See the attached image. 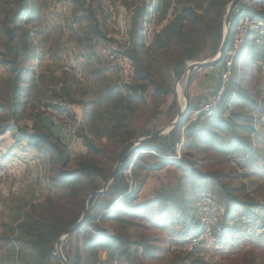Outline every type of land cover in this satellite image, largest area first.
<instances>
[{"label": "rangeland", "instance_id": "1", "mask_svg": "<svg viewBox=\"0 0 264 264\" xmlns=\"http://www.w3.org/2000/svg\"><path fill=\"white\" fill-rule=\"evenodd\" d=\"M104 1L55 0L54 3L53 0H40L41 16L27 25L40 30L45 41L42 43L43 53H37L28 63L33 71V79L22 86L30 92V96L21 99L22 103L14 117L6 118L9 129L0 133V167L6 174L4 179H0V264H23V258L27 259L26 250L14 241L15 234L11 231L19 214L32 204L43 202L46 198H56L63 191L61 185L51 183L50 177L55 170L49 166V155L29 147L16 130H30L35 114L51 120L43 113L44 107L49 104L50 95L55 99H63L70 108L66 120L54 117V123L62 129L58 136L73 159L65 170L72 169L78 160L85 159L98 163L108 172L122 150L104 135L112 105L96 101L98 104L88 107L85 102L97 100L100 94L105 93L107 85H116V91H120V86L130 81V73L115 66L108 54L114 48H122L127 44L131 10L140 0H107L114 7L113 14L107 11ZM145 1H151L157 27L171 18L177 3V0H170L171 5L163 14V1ZM222 1L225 3L223 19L232 0ZM258 1L240 0L236 6L260 11L256 8ZM13 4L14 0H0V102L6 89L5 81L10 77L9 66L2 62L6 58L2 22L10 14ZM90 17L96 20L107 40L91 34L88 39H84L86 31L89 32L87 25ZM224 29L222 21V36ZM255 37L254 34L247 36L245 51L249 53V60L238 62L241 85L250 99V102L243 104L244 110L252 116L255 128L254 134L250 135L251 151L227 148L222 155L212 150L197 152L193 156L198 170L202 173H218L226 188H233L231 190L240 198V203L230 200L228 207L223 188L210 176L183 174L181 169L173 165L149 171L142 169L140 177L143 183L135 200L141 206L137 215L118 225L109 222H103L102 225L109 229V233H126L131 240L141 241L142 247L148 244L151 248L129 260L116 257L114 264H264V33L258 39ZM255 39L257 43H254ZM249 48L254 49L251 51ZM212 57L211 47L206 43L198 61ZM225 71L221 64H209L194 69L189 74L191 82L188 83L185 67L180 74L179 84L175 83L177 76L169 72L171 79L168 83L172 93L166 96H154L151 87H147L145 102L135 107L131 125L137 136L131 141L136 140L139 133L167 127L188 101L196 108L205 106L214 94L218 77L222 82L227 80L229 70L226 78L222 77ZM164 84H167V80ZM172 99L175 100L173 106L170 105ZM233 107L232 103L228 104L221 114L226 116ZM193 114H190L188 121L194 118ZM54 126L51 125V128L55 132L57 129ZM78 134L86 136L105 155L87 154ZM137 146L133 145L122 161L125 158L126 161H134L138 154L144 156L143 168L156 161L147 156L149 150H138ZM176 153L175 158H178L180 150L177 149ZM124 173L130 178L129 168ZM104 184L100 182V185ZM178 184L183 185V191L176 194ZM181 198L185 202L179 208ZM256 203L258 205H252ZM251 206L254 210L248 209ZM197 223L210 226L211 234H207L201 244L190 250L172 248L173 244L195 232ZM63 242L64 239L60 247ZM65 249L71 254L72 244L67 243ZM99 255L102 259L106 258L103 251ZM46 264L62 262L58 257H50Z\"/></svg>", "mask_w": 264, "mask_h": 264}, {"label": "trees", "instance_id": "2", "mask_svg": "<svg viewBox=\"0 0 264 264\" xmlns=\"http://www.w3.org/2000/svg\"><path fill=\"white\" fill-rule=\"evenodd\" d=\"M160 1H163V14H165L171 1ZM224 6L222 0H177L171 18L154 34L149 44L144 42L141 28L145 14L149 11L153 12L151 1L140 0L131 10L127 32L128 47L125 51L132 63L130 81L119 85L122 87L120 91H116L118 88L116 85H107L105 93L100 94L97 100L85 102V106L88 107L97 102L112 105L108 107L110 116L104 127V135L115 143L117 148H124V155L121 154V162L106 189L98 195L89 197L87 210L80 224L64 238L61 251L66 258V264H114L116 257L129 260L151 248L148 244L142 247L141 241L131 240L126 233L119 231L109 233V229L102 225L103 222L118 225L137 215V210L141 206L135 200L143 183L140 177L142 169L149 171L165 165H173L181 169L183 174L210 176L223 188L228 207L230 200L233 203H240V198H237L231 190L233 188H226L218 173L200 172L193 156L197 152L212 150L222 155L227 148L243 152L251 151L250 135L254 134L255 128L252 116L244 110L243 104L250 102V99L241 85L238 62L245 63L249 60V53L245 51L247 36L254 34L258 39L260 37L258 33L250 32L245 36L233 57L227 80L222 82L220 76L218 77L214 94L221 86L223 90L210 113L200 111L188 121L191 113L201 109L194 107L188 101L182 118L174 127L165 134L146 138L137 146L138 150H149L147 156L154 158L155 162L143 168L144 156L141 154H138L134 161H126V158L122 161L132 147L126 144L137 136L133 133L131 124L135 107L145 102L144 93L147 87H151L154 96H166L172 93L168 83L171 79L169 72L177 77L180 76L188 61L199 60L206 43L211 47V55L214 56L218 52L222 40ZM40 11V0H14L10 14L6 15L2 22L5 31L3 37L6 39L3 43L6 58L2 62L9 66L10 77L5 81L6 89L0 102L1 134L9 129L6 118L14 117L22 103L21 99L30 96V92L24 90L22 85L31 83L33 79V71L28 63L34 55L43 53L42 43L45 38L40 30L27 25L41 16ZM243 16L264 20V11H256L248 7L242 9L240 6H235L231 10L224 50L218 61L213 63L214 65L221 64L226 69L225 59L231 46L234 29ZM89 19L87 25L89 32L86 31L84 39H88V35L91 34L107 40L105 33L97 26L96 20H92L91 17ZM256 39L254 43H257ZM253 49L249 48L251 51ZM165 80H167L166 85ZM190 82L189 76L188 83ZM230 103L234 107L223 116L222 111L228 108ZM170 105H175L174 99ZM34 116L36 118L31 129L16 128L17 135L22 137L29 147L49 155V166L55 170L50 177L51 183L61 185L63 191L56 198H46L43 202L30 205L19 214L11 231L15 234L14 241L27 252V259L23 258V264H46L48 258H57L54 252L56 240L78 221L86 195L90 191L102 189L103 185H100V182L107 181L117 160L113 162L108 172H105L98 163L85 159L78 160L72 169L65 170L73 159L65 143L51 128L55 123L49 118L40 117L39 114ZM42 120L45 123L41 122ZM46 120H48L47 124ZM150 133L138 135L144 137ZM225 136L227 139H224ZM78 137L87 154L105 155V152L98 149L86 136L78 134ZM177 149L180 150V154L175 158ZM128 168L130 178L124 173ZM182 191L183 185L178 184L175 193L179 194ZM184 202V198H181L178 207L182 208ZM248 209L254 210L253 207ZM198 226L197 223L195 227ZM67 243L73 246L71 254L65 249ZM100 251L106 253L105 259L100 257Z\"/></svg>", "mask_w": 264, "mask_h": 264}, {"label": "built area", "instance_id": "3", "mask_svg": "<svg viewBox=\"0 0 264 264\" xmlns=\"http://www.w3.org/2000/svg\"><path fill=\"white\" fill-rule=\"evenodd\" d=\"M55 3V0H53ZM104 5L107 8V11L110 14L114 13V7L110 4L109 1H104ZM257 9H260V11H264V0H259L257 2ZM252 9V8H251ZM255 10V9H254ZM257 11V10H256ZM153 13L151 11L147 12L145 16L142 19V28L141 33L143 36V40L146 44H149L156 32L159 31L160 27L156 26V22L154 20ZM258 33L262 34L264 33V20L257 17H250V16H243L238 24L235 27V33H233V39L231 42V46L227 52V56L225 59V68L226 71L223 73L222 77L223 79L227 76V71L229 70L233 57L235 56L237 50L241 46L245 36L250 33ZM128 47L127 44L122 48H114L111 50L108 54L109 60L117 66L121 71L132 73V63L130 59L125 54V51ZM179 81H176L175 83L179 84ZM223 86L219 88L217 93L213 94L211 99L208 101L205 106H203L200 110L194 111L193 116L195 117L200 111H204L206 113H210L211 108H213L218 99L220 94L222 93ZM49 104H46V106L43 109V113L51 118V121L55 122V118L57 119H65L68 117V112L70 111L69 106L67 103L64 102L63 99L58 98L55 99L52 95L49 96ZM55 117V118H54ZM6 177L5 171L3 168L0 167V179H4ZM211 227L207 224H199L197 230L193 232L192 234L186 236L181 242H177L176 244H173L172 248L179 250V251H187L192 249L193 247L198 246L202 243L206 235L211 234Z\"/></svg>", "mask_w": 264, "mask_h": 264}, {"label": "water", "instance_id": "4", "mask_svg": "<svg viewBox=\"0 0 264 264\" xmlns=\"http://www.w3.org/2000/svg\"><path fill=\"white\" fill-rule=\"evenodd\" d=\"M240 0H232L230 3H229V6L225 12V15H224V18H223V24L225 26V29H224V32H223V36H222V40H221V43H220V46H219V49H218V52L209 60H203V61H194L192 63H190L189 65L186 66V72H187V75H186V80L188 81V78H189V74L194 70V69H197V68H200V67H205L209 64H213L215 62L218 61V59L220 58L223 50H224V44H225V41H226V37H227V32H228V28H229V13L230 11L238 4ZM180 79V76H178L176 78V81H179ZM183 96L185 97L186 96V86L184 88V91H183ZM186 105H187V102L184 104V107L182 110H179L177 112V115L176 117L170 122V124L167 126V127H163V128H159L153 132H151L150 134L144 136V137H139L137 138L136 140H133V141H130L128 142L127 145H133L134 146H137L139 145L141 142H143L146 138H149V137H152V136H157V135H160V134H163V133H166L168 132L172 127H174L178 121L182 118L183 116V113L185 111V108H186ZM123 149L121 150L118 158H117V161L115 163V166L112 170V172L109 174V177L107 179V181L105 182V184L103 185L102 189L100 190H97V191H90L86 197H85V200H84V204H83V210H82V214L80 216V218L78 219V221L72 226L70 227L69 229H67L57 240H56V243L54 245V248L56 250V256L59 258V260L62 262V264H66V258L64 257V255L62 254V251H61V247H60V241L62 239H64L67 235H69L70 233H72L74 231V229L76 227H78V225L80 224L81 220L83 219V216L87 210V203H88V199L89 197L91 196H95V195H98L99 193L103 192L107 185L110 183V181L112 180L113 176H114V173L116 171V169L118 168L120 162H121V154L123 152Z\"/></svg>", "mask_w": 264, "mask_h": 264}, {"label": "crops", "instance_id": "5", "mask_svg": "<svg viewBox=\"0 0 264 264\" xmlns=\"http://www.w3.org/2000/svg\"><path fill=\"white\" fill-rule=\"evenodd\" d=\"M54 128L57 129L55 131V134L60 136L61 135L60 133L62 131L61 127L59 125L57 126V124H55ZM5 160H8V159H5Z\"/></svg>", "mask_w": 264, "mask_h": 264}, {"label": "bare ground", "instance_id": "6", "mask_svg": "<svg viewBox=\"0 0 264 264\" xmlns=\"http://www.w3.org/2000/svg\"><path fill=\"white\" fill-rule=\"evenodd\" d=\"M179 92H181V89H178ZM182 97V96H181ZM181 104V103H180Z\"/></svg>", "mask_w": 264, "mask_h": 264}]
</instances>
